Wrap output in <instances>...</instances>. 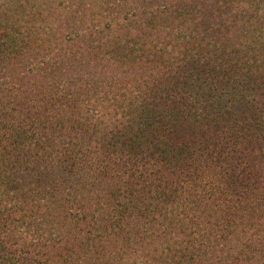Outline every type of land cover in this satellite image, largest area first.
Masks as SVG:
<instances>
[{"label": "trees", "instance_id": "obj_1", "mask_svg": "<svg viewBox=\"0 0 264 264\" xmlns=\"http://www.w3.org/2000/svg\"><path fill=\"white\" fill-rule=\"evenodd\" d=\"M13 1L0 264H264V0Z\"/></svg>", "mask_w": 264, "mask_h": 264}, {"label": "rangeland", "instance_id": "obj_2", "mask_svg": "<svg viewBox=\"0 0 264 264\" xmlns=\"http://www.w3.org/2000/svg\"><path fill=\"white\" fill-rule=\"evenodd\" d=\"M7 1H9L10 3H12L13 5H12V7L14 8L15 7V1H13V0H0V7H2L3 5L2 4H4L5 2H7ZM76 3H79V0H76ZM35 4V2L33 1L32 3H30L29 4V10H36L37 8H34L33 9V5ZM43 7H44V12H43V16H42V23L44 24V25H48V24H50L51 22H52V20H51V18L49 17V13H48V11H47V9H48V7L47 6H45V5H43ZM6 17V16H5ZM0 18H1V20H3V17H2V14H0Z\"/></svg>", "mask_w": 264, "mask_h": 264}]
</instances>
